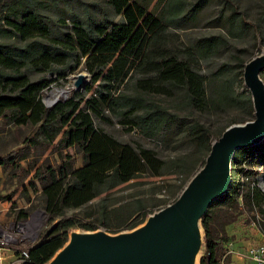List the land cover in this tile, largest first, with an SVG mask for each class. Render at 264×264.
I'll return each instance as SVG.
<instances>
[{
	"label": "trees",
	"instance_id": "1",
	"mask_svg": "<svg viewBox=\"0 0 264 264\" xmlns=\"http://www.w3.org/2000/svg\"><path fill=\"white\" fill-rule=\"evenodd\" d=\"M63 1L0 0V23L4 24V29L0 28V35L4 36V42H0V125L2 128L8 124L32 126L34 130L24 142L29 147H50L57 155L54 163L44 162L40 168H35L28 180L35 191L40 188L42 207L48 213L50 227L29 246V261L25 264H45L65 244L74 228L97 229L92 222L67 216L65 209L78 208L102 192L130 181L142 184L139 179L143 176L182 175L177 182L165 185L163 198L154 199L135 190L123 202L118 203V198H102L97 209L84 212L86 217L97 212L101 224L113 233L140 225L153 212L148 208L163 207L177 198L204 163L212 142L213 132L204 124L187 123L184 134L192 143V149L163 159L151 148L134 147L96 128L94 117L103 118L104 111L110 110L129 129L136 128L144 137L155 138L174 122L178 116L174 111L242 113L230 124L245 122L253 116L249 91L235 89L245 61L238 59L237 64H223L210 76H204L190 63L189 50L180 57L167 45L164 34L167 27L183 15L186 0H157V4H165L160 14L150 10V0H100L121 16L120 22L74 19L71 31L55 39L50 37L44 12ZM202 3L203 0H198L190 12H197ZM234 16L232 11L231 24L236 21ZM240 22L246 24L242 19ZM14 36H20L24 43L16 44L12 41ZM216 46L214 39L202 50ZM72 53L77 57L76 64L84 59L85 68L92 74L91 85L86 90L99 79L104 81L102 87L88 97L73 91L67 99L47 107L41 94L50 80L44 76L31 80L24 70L63 72L53 65L63 59L67 61ZM260 77L264 80V69ZM121 84L124 90L113 96L114 86ZM153 95H162L169 101L159 103L150 98ZM67 148L74 152H65ZM15 153L0 154V165L16 164ZM74 155H80L81 166L74 167ZM258 159L264 163V139L235 151L227 192L214 200L200 219L203 252L199 264H218L223 245L229 239L225 225L237 218L243 204L264 213L261 207L264 193L254 187L244 191L237 180L243 171L245 175L252 172L258 176L260 171L256 168L252 171L242 168L246 162L257 166ZM28 215L27 210L18 209L15 217L26 219ZM131 218L134 220L129 222ZM258 224L264 233V221Z\"/></svg>",
	"mask_w": 264,
	"mask_h": 264
},
{
	"label": "rangeland",
	"instance_id": "2",
	"mask_svg": "<svg viewBox=\"0 0 264 264\" xmlns=\"http://www.w3.org/2000/svg\"><path fill=\"white\" fill-rule=\"evenodd\" d=\"M186 1L187 5L183 15L179 20L167 27L164 35L167 45L180 54V57L184 56L183 52L186 50L191 52L189 61L202 75L210 76L223 64H237L239 62L238 59L245 61V64L264 50V0H203V3L195 13L190 11L198 0ZM151 9L155 14L163 13L165 4L163 2L157 4V0H150ZM232 11L235 13L234 18H236V21L231 24ZM44 15L51 33L50 37L55 39H61L64 34L71 31L72 20L74 19L81 22L89 21L95 23L106 20L109 22L121 21V16L116 15L105 2L100 0H64L56 7L45 11ZM241 19L246 24L242 25ZM0 28L4 29L3 23H0ZM212 38L216 40L217 46L203 51L202 49L207 42L214 41ZM36 39L43 40L38 37ZM12 41L18 45L24 43L21 42L20 36H14ZM0 42H4V36L0 35ZM58 46L63 48L61 45ZM200 50L203 53L200 54ZM66 60L63 59L62 62L53 65L57 69L62 68L63 72L54 70L41 73L33 70H24L31 80H36L41 76L50 80L49 85L43 89L41 94V100L44 104H47L46 99L50 93L56 90L65 92V95L58 97L57 101H59L70 97L73 91L88 97L96 88L102 87L104 81L99 79L87 91V86L91 85L92 74L85 68L84 59L76 64L77 57L72 53ZM78 74H83L84 77L80 87L75 89L74 82ZM115 86L112 90L113 96L122 92L125 87L123 84L119 87ZM235 89L237 92H248L242 76L237 78ZM150 98L162 104L169 101L162 95H153ZM174 112L178 115L174 122L169 127L164 128L155 138L144 137L136 128L129 129L128 125L121 123L120 117L110 110L104 111L103 118L94 117L93 119L96 128L103 130L117 140L129 143L134 147L151 148L157 153L158 157L169 159L178 154L188 153L192 149V143L184 134V126L187 123L198 121L204 124L213 132L211 136L213 141L219 137L217 135L218 131L229 125L233 119L242 115V113L237 111L207 113L197 110H186ZM0 128H2L1 125ZM33 130L30 125L14 127L13 124H8L0 131V154H6L11 151L16 152L14 159L16 164H9L5 167L0 165V223L6 225L8 222L15 223L16 220H22L24 226L30 229L35 242L50 227V223L48 222V213L42 207L40 188L35 191L29 185L28 180L31 178L35 168H40L44 162L54 163L57 155L50 147H29L28 143L24 142L25 137L32 134ZM65 152L72 153L74 151L71 148H67ZM74 159V167L81 166L80 155H74ZM257 164V166H253L252 162H246L242 165L245 170L252 171L256 168L260 171L258 176L252 172L248 175H245L244 171L241 172L237 180L244 191L254 187L264 193V163L258 159ZM181 176L176 173H168L158 177L143 176L139 179L142 184L137 185L138 181H130L128 184L102 192L78 208L65 209V214L81 221L92 222L97 226L96 230L101 229L107 233L114 234L101 224L97 212L91 217H86L84 215L85 210L97 209V205L102 198H118V203L123 202L135 190H140L142 195L152 196L154 199L163 198L166 195L165 185L177 182ZM12 204L15 206H12ZM160 207L162 205L150 207L148 210L156 211ZM261 207L264 210V204ZM18 209L27 210L29 212L28 217L26 219L16 218L15 214ZM132 220L134 218H131L129 222ZM260 221H264V213H261L258 208L249 209L247 205L243 204L240 207V213L237 218L225 225L227 237L229 240L234 241L238 251H241L239 246L241 243H246L247 241L256 243L263 240L264 233L258 227V222ZM73 230L86 231L81 228H74ZM129 230L122 229L118 232ZM202 252L203 245L198 254L199 258L197 257L196 264H199ZM228 264L237 263L229 260ZM242 264L253 263L245 259Z\"/></svg>",
	"mask_w": 264,
	"mask_h": 264
},
{
	"label": "water",
	"instance_id": "3",
	"mask_svg": "<svg viewBox=\"0 0 264 264\" xmlns=\"http://www.w3.org/2000/svg\"><path fill=\"white\" fill-rule=\"evenodd\" d=\"M263 69L264 50L243 67L252 119L228 125L211 142L204 163L174 201L148 214L143 223L129 231L71 230L65 244L45 264H196L203 245L200 219L212 202L227 192L235 151L264 139ZM83 77L77 75L75 89Z\"/></svg>",
	"mask_w": 264,
	"mask_h": 264
},
{
	"label": "built area",
	"instance_id": "4",
	"mask_svg": "<svg viewBox=\"0 0 264 264\" xmlns=\"http://www.w3.org/2000/svg\"><path fill=\"white\" fill-rule=\"evenodd\" d=\"M29 228L22 220L0 223V264H25L29 261L28 248L34 242ZM218 264H228L232 256H243L256 264H264V242L250 243L238 251L234 241L227 240Z\"/></svg>",
	"mask_w": 264,
	"mask_h": 264
},
{
	"label": "crops",
	"instance_id": "5",
	"mask_svg": "<svg viewBox=\"0 0 264 264\" xmlns=\"http://www.w3.org/2000/svg\"><path fill=\"white\" fill-rule=\"evenodd\" d=\"M261 242H264V237L262 238ZM250 244V241H247L246 243H241L239 246L241 247L240 250L243 251V249ZM243 247V248H242ZM245 259H248L243 256H232L230 260L235 261L237 264H242ZM250 260V259H248ZM251 261V260H250ZM253 264H255L253 261H251Z\"/></svg>",
	"mask_w": 264,
	"mask_h": 264
},
{
	"label": "bare ground",
	"instance_id": "6",
	"mask_svg": "<svg viewBox=\"0 0 264 264\" xmlns=\"http://www.w3.org/2000/svg\"><path fill=\"white\" fill-rule=\"evenodd\" d=\"M64 93H65L64 91H58V90L51 92L50 95L48 96V98L46 99V102H47L46 105L50 106L54 101H56L58 99L59 96L62 97L63 95H65ZM57 102H59V101H57Z\"/></svg>",
	"mask_w": 264,
	"mask_h": 264
}]
</instances>
